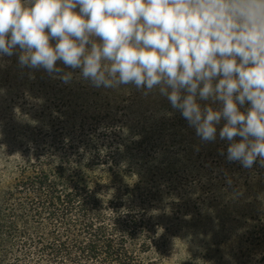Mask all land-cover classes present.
Listing matches in <instances>:
<instances>
[{"label":"trees","instance_id":"trees-1","mask_svg":"<svg viewBox=\"0 0 264 264\" xmlns=\"http://www.w3.org/2000/svg\"><path fill=\"white\" fill-rule=\"evenodd\" d=\"M105 99L65 104L63 120L5 145L0 264H213L197 218L209 195L264 179V166L226 159L224 122L204 142L179 111ZM246 232L225 264H264V230Z\"/></svg>","mask_w":264,"mask_h":264},{"label":"clouds","instance_id":"clouds-1","mask_svg":"<svg viewBox=\"0 0 264 264\" xmlns=\"http://www.w3.org/2000/svg\"><path fill=\"white\" fill-rule=\"evenodd\" d=\"M14 54L65 84L156 91L204 142L223 121L226 159L264 166V0H0V67Z\"/></svg>","mask_w":264,"mask_h":264},{"label":"rangeland","instance_id":"rangeland-1","mask_svg":"<svg viewBox=\"0 0 264 264\" xmlns=\"http://www.w3.org/2000/svg\"><path fill=\"white\" fill-rule=\"evenodd\" d=\"M2 63L0 171L5 165V145H11L22 134L27 137L42 134L50 119L63 120L65 104L78 106L83 100L89 101L101 95L110 106L124 105L139 110L141 114L151 109L171 108L167 99L158 92L144 94L134 85H121L115 89L95 88L88 81L78 78V69H65L74 71L73 79L65 84L43 69L21 67L15 54L5 56ZM57 64L60 62L57 61ZM204 103L207 102L201 101V104ZM212 196L209 195L211 198L207 206L197 218H201V222L195 227V238L196 243L206 241L213 264H225V256L229 260L234 252L246 245L240 241L244 230L246 235L262 236L264 218L260 215H264V179L255 177L237 190H217ZM257 252L264 253V241L257 246Z\"/></svg>","mask_w":264,"mask_h":264}]
</instances>
